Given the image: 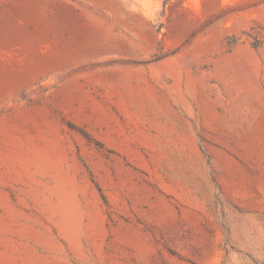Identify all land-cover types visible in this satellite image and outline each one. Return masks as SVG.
Returning <instances> with one entry per match:
<instances>
[{
	"label": "rangeland",
	"instance_id": "1",
	"mask_svg": "<svg viewBox=\"0 0 264 264\" xmlns=\"http://www.w3.org/2000/svg\"><path fill=\"white\" fill-rule=\"evenodd\" d=\"M0 264H264V0H0Z\"/></svg>",
	"mask_w": 264,
	"mask_h": 264
}]
</instances>
